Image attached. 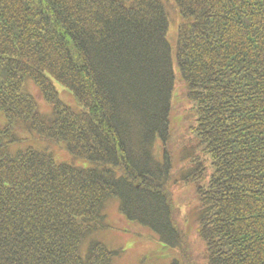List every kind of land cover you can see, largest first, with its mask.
Listing matches in <instances>:
<instances>
[{
	"label": "trees",
	"instance_id": "1",
	"mask_svg": "<svg viewBox=\"0 0 264 264\" xmlns=\"http://www.w3.org/2000/svg\"><path fill=\"white\" fill-rule=\"evenodd\" d=\"M172 1L175 47L164 0H0V264H113L93 239L112 198L197 264L172 184L194 188L205 264H264V0ZM20 132L95 166L10 153Z\"/></svg>",
	"mask_w": 264,
	"mask_h": 264
},
{
	"label": "rangeland",
	"instance_id": "2",
	"mask_svg": "<svg viewBox=\"0 0 264 264\" xmlns=\"http://www.w3.org/2000/svg\"><path fill=\"white\" fill-rule=\"evenodd\" d=\"M167 7L170 28L168 33V39L170 44L175 47L177 40V31L180 24V16L174 8V2L172 0H164ZM175 72L177 79L178 92H182V85L178 81L181 78L178 67L175 64ZM57 91L60 94L62 100L71 106L75 111H81V106L78 104L74 95L58 82H54ZM180 85V86H179ZM27 91L32 94L38 101L39 111L45 118H51L53 111L51 106L44 100L40 89L33 83L28 81L26 84ZM181 99V98H180ZM182 101L178 100V104ZM176 104V105H178ZM183 105V103H181ZM186 108H189L188 106ZM182 110H178V113H183ZM180 116H176L173 120V126H175V141L181 139L184 130L182 129V123L179 121ZM18 134V132H17ZM20 142L15 143L10 147L9 152L13 153L19 149L32 146L38 149L45 150L55 157L58 162L69 163L77 167L88 168L93 167L95 164L86 159L74 158L66 149L65 143H53L44 141L32 133L20 132ZM22 145L19 148L14 149V146ZM178 144L175 143V148ZM182 147L178 148V152L175 153L176 160L182 155ZM180 154V155H179ZM173 198L179 211V220L182 223L184 229H187L190 234V240L192 243V253L194 260L197 264H203V245L196 240V222H195V207L196 196L194 188L188 184L175 185L172 184ZM109 203V204H108ZM106 209L104 210V221L107 227L97 231L93 237L95 240L103 242L109 249L113 251H123L116 255L113 264H171L175 259H181L179 250L159 243L158 236L148 228L142 227L138 223L131 222L125 218L119 211V199L112 198L108 201ZM180 223V225H181ZM89 240L83 245L82 254L86 256L89 249ZM205 264V263H204Z\"/></svg>",
	"mask_w": 264,
	"mask_h": 264
}]
</instances>
